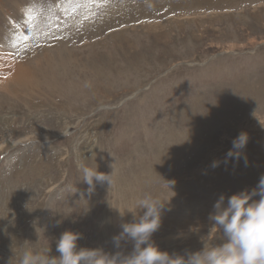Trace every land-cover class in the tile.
<instances>
[{
  "label": "rangeland",
  "instance_id": "1",
  "mask_svg": "<svg viewBox=\"0 0 264 264\" xmlns=\"http://www.w3.org/2000/svg\"><path fill=\"white\" fill-rule=\"evenodd\" d=\"M261 125L264 0H0V264L58 257L65 231L128 255L113 238L145 197L166 203L162 252L219 246L215 203L264 178ZM113 164L89 197L80 167Z\"/></svg>",
  "mask_w": 264,
  "mask_h": 264
},
{
  "label": "clouds",
  "instance_id": "2",
  "mask_svg": "<svg viewBox=\"0 0 264 264\" xmlns=\"http://www.w3.org/2000/svg\"><path fill=\"white\" fill-rule=\"evenodd\" d=\"M83 87L91 89L90 82ZM264 127V125H261ZM249 142L246 132H241L232 141V150L227 154V160L239 161ZM214 162L213 168L219 167ZM245 166L247 160L245 158ZM110 175L98 171L96 168L81 166L80 182L87 185V195L91 197L97 185L107 184L109 190L113 187L115 174L114 164ZM171 190L174 182H166ZM78 192L74 189L73 195ZM259 197L254 200V197ZM84 193H81V198ZM220 196L214 205L213 214L209 220L213 228L222 232L224 241L219 246L205 247L202 251L187 253L185 256H170L162 252L152 241V236L160 229L162 213L166 203L152 197L139 199L135 204L133 222L122 224L119 236L113 238L114 245L119 248L121 242L131 243L133 250L128 255L117 252L110 256L101 249L77 251V242L82 236L72 231H65L57 241L58 257L50 256V250L45 252L25 250L17 259V264H264V178L250 193L245 190L227 198ZM143 212V215H139ZM121 214V213H120ZM124 214H121L123 218Z\"/></svg>",
  "mask_w": 264,
  "mask_h": 264
},
{
  "label": "bare ground",
  "instance_id": "3",
  "mask_svg": "<svg viewBox=\"0 0 264 264\" xmlns=\"http://www.w3.org/2000/svg\"><path fill=\"white\" fill-rule=\"evenodd\" d=\"M112 17V16H111ZM192 19V18H191ZM71 20V19H70ZM17 23V22H16ZM18 26V25H17ZM197 26V25H196ZM31 27V26H30ZM58 43V42H57ZM101 43V42H100ZM45 48V47H44ZM71 53V52H70ZM4 54V53H3ZM75 57V56H74ZM46 58V57H45ZM59 58V57H58ZM77 59V58H76ZM73 61V60H72ZM103 62V61H102ZM108 62V61H107ZM112 62V61H111ZM3 63V62H2ZM69 63V62H68ZM122 67V66H121ZM43 68V67H42ZM102 68V67H101ZM29 69V68H28ZM74 69V68H73ZM63 70V69H62ZM67 70H68V68H67ZM8 71V70H7ZM12 71V70H11ZM15 73V72H14ZM13 73V74H14ZM102 73V72H101ZM25 74V73H24ZM71 74V73H70ZM11 75V74H10ZM58 75H60V74H58ZM63 75V74H62ZM107 75V74H106ZM122 75V74H121ZM14 76V75H13ZM45 76V75H44ZM32 77H34V76H31V78ZM53 77V76H52ZM27 78H28V76H27ZM33 80V79H32ZM30 81V80H29ZM24 85V84H23ZM38 85V84H37ZM70 85V84H69ZM45 86V85H44ZM48 86V85H47ZM17 87V86H16ZM26 87V86H25ZM70 88V87H69ZM22 89V88H21ZM28 89V88H27ZM14 92V91H13ZM22 92V91H21ZM75 93V92H74ZM22 100V99H21ZM208 117V116H207ZM249 122V121H248ZM253 123V122H252ZM217 128V127H216ZM199 154V153H198ZM210 155V154H209ZM185 163V162H184ZM235 163V162H234ZM4 173V172H3ZM196 173V172H195ZM186 176V175H185Z\"/></svg>",
  "mask_w": 264,
  "mask_h": 264
},
{
  "label": "snow or ice",
  "instance_id": "4",
  "mask_svg": "<svg viewBox=\"0 0 264 264\" xmlns=\"http://www.w3.org/2000/svg\"><path fill=\"white\" fill-rule=\"evenodd\" d=\"M91 2H95V0H91Z\"/></svg>",
  "mask_w": 264,
  "mask_h": 264
}]
</instances>
